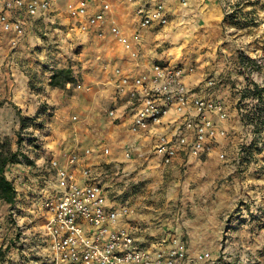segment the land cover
Wrapping results in <instances>:
<instances>
[{
    "label": "crops",
    "instance_id": "1",
    "mask_svg": "<svg viewBox=\"0 0 264 264\" xmlns=\"http://www.w3.org/2000/svg\"><path fill=\"white\" fill-rule=\"evenodd\" d=\"M67 1L52 0L49 9L35 16L20 13L24 19L25 35L26 30L32 32L28 37L34 44L29 48L34 53H26L24 39L21 43L23 46L18 47L12 56L10 69L14 76L12 80L8 78V82L12 85V91L20 95V101L28 104L31 98L27 95H32L28 90L29 77L22 70L26 63L40 67L37 70L39 75L43 72L44 79L46 76L44 86L47 90L51 88L48 85L50 75L58 68H70L72 77L75 80L83 78L81 84L84 85V89L77 92L78 97L62 103L56 113L58 123L65 128L67 126L69 134H58L52 146L43 148L42 152L39 150L41 153L37 152L39 156L34 163H17L6 170L9 179L13 180L10 175L15 178L16 201L25 212L23 218L26 221L33 219L36 212L34 198L42 187L54 189L55 176L45 171L47 162L54 158L64 165L67 156L74 154L78 157L75 172L79 182L84 181L82 169L88 167L94 179L100 180L107 188L127 187L125 201L115 191H108V204L120 209L125 203L133 209L132 213L120 215L119 225L129 228L141 245L154 247L162 237H176L178 246L189 258L184 264H209L207 261H193L192 257L199 252L213 253L218 250L221 219L239 203L238 210L229 214V220L237 223L233 233L240 236L241 246L245 247L242 252L254 253L250 257L254 256L257 264H264V255H260L264 254V141L262 146L255 143L254 147L258 149L253 148L246 157L240 153L242 143L249 140L244 134L243 118L238 112L239 94L236 92L237 85H242L244 94L248 95L251 91L245 74L240 70L242 62L264 53V0H235L241 18L255 21L241 22L235 26L224 24L220 0H136L129 5L115 3L113 19L130 35L133 48L138 53L134 58L129 49L111 37L101 39L81 33L76 20L66 12ZM158 1L165 5L168 22L158 25L154 21L151 26H139L135 8L141 2L152 6ZM40 28L47 30L45 34L56 35L55 46L60 52L48 49L49 56L43 55L47 46L42 48L43 39L38 37L36 31ZM48 41L46 43H50ZM38 52L41 54L38 55ZM76 55L83 63L71 61ZM41 57H45L44 60L40 61ZM153 63L192 66L193 71L186 72L183 80L188 87L197 89L198 94L206 93V88L201 86L208 76L221 79L211 92L213 97L225 104L228 118L219 122L214 114L211 117L226 130L227 135L219 137L210 151L199 156L179 154L171 164L163 165L154 146L160 133L175 128L177 122H172L171 116L164 118L161 125L147 133L134 135L130 132L132 110L128 100L115 90V69L120 67L124 73L133 74L148 69ZM70 85L71 82L66 83L67 88ZM54 102L60 104L58 100ZM32 108L36 107L32 105ZM112 108L116 109L115 115L109 116L108 111ZM72 112L77 115L70 117ZM73 116L81 120L77 128ZM68 117L70 120H67ZM104 148L109 149L107 153L103 151ZM126 148H130V158L125 156ZM12 149L17 150L14 143ZM20 149L23 152L26 150ZM188 172L190 175L185 187L188 188L189 181L194 179L195 186L203 185L200 190L204 191L195 193L196 200L192 197L188 199L191 214L184 219L183 213L182 216L178 215V209L181 211L182 208H173L182 198L173 191L179 181L172 178ZM169 177L170 192L163 203V190L160 192L159 189H162L164 178ZM218 177L226 178L221 185L216 183ZM231 188L235 189L236 198H233ZM200 238L203 241L198 242ZM170 245L171 242H168L165 247ZM10 250L16 259V249L12 246Z\"/></svg>",
    "mask_w": 264,
    "mask_h": 264
},
{
    "label": "built area",
    "instance_id": "2",
    "mask_svg": "<svg viewBox=\"0 0 264 264\" xmlns=\"http://www.w3.org/2000/svg\"><path fill=\"white\" fill-rule=\"evenodd\" d=\"M52 0H0V25L4 30L12 31L18 37L25 33L24 19L20 13L35 16L50 7ZM136 0H68L66 11L76 20L78 30L83 34L98 38L111 37L117 43L130 50L131 57L138 53L133 48L130 35L113 19L115 3L133 4ZM225 17L235 13V0H220ZM139 26H151L168 22L165 5L162 1L148 6L141 2L134 10ZM18 40H13V46ZM264 53L242 63L240 70L250 84V90L257 86L256 93L244 94L242 85L236 86L239 115H248L243 119L244 134L247 140H254L257 146L264 141ZM193 71L192 66L170 63H153L148 69L133 74L124 73L120 67L115 69V90L124 96L132 110L130 132L140 135L161 125L164 118L171 116L176 126L173 130L160 133L154 146L155 153L163 165H169L179 155L199 156L212 149L219 137L227 135L226 130L216 122L227 120L228 111L222 100L211 95V89L221 79L208 76L201 88L205 94H198L188 87L183 78L186 72ZM77 88H84L78 83ZM209 90V91H208ZM116 109L108 111L114 116ZM104 148V152H108ZM87 153L89 150L86 151ZM243 153V152H240ZM125 156L130 158V148ZM223 157V155H220ZM78 157L67 156L64 165L51 158L45 171L54 170V189L41 188L35 196L36 212L33 219L26 221L20 216L19 205L12 207L15 216L17 258L12 253L0 254V264H184L187 253L178 246L176 237H162L154 247L137 242L134 233L119 225L121 214L133 212L123 203L120 209L108 204V191H115L123 201L126 188H107L94 179L91 168L82 169L83 182L76 178L75 165ZM22 163L23 160L21 159ZM46 179V177L44 176ZM19 214V215H18ZM18 215V216H17ZM17 216V218H16ZM229 227L223 235H229ZM226 241V240H224ZM171 242L169 247L165 244ZM222 248V247H221ZM220 248V249H221ZM220 250L217 256L209 251L197 253L193 261H207L209 264H239ZM245 264H257L248 257ZM244 264V262H242Z\"/></svg>",
    "mask_w": 264,
    "mask_h": 264
},
{
    "label": "rangeland",
    "instance_id": "3",
    "mask_svg": "<svg viewBox=\"0 0 264 264\" xmlns=\"http://www.w3.org/2000/svg\"><path fill=\"white\" fill-rule=\"evenodd\" d=\"M235 7H236V4H235ZM239 12H240V9L236 7L235 13L233 16L225 17V15L223 14V10H222L224 24L235 26V24H238L241 22H248V23L255 22L251 18L243 20ZM27 31L28 30H26V35L24 33L23 36L17 38L14 32L4 30L2 27H0V136L3 138L4 137L7 138L11 146H12V143H14L17 146V148H20V147L26 148L25 145H27V143L26 144L22 143L19 146L16 143L17 133L19 131H21L22 136H27L28 138L30 136H33L34 140L30 142V145H27V155H28V159L33 161L34 163L36 157L39 156L37 155V152H40V151L42 152L43 148L52 146V141L54 138H56V136H58V134L60 135V133H66V132H68L69 134V129H67V126L65 128L62 124L58 123V118H57L58 116L56 113L61 107L62 103L65 104L66 102H69L70 100H74V97L78 95L77 92L80 90H83L84 88L76 87L78 83H82L83 78H79L78 80H75L73 78L74 81L71 82V85L68 88L66 87V84L63 87H53L49 84V81H48V85L51 86L52 91H51V88H48L47 90L45 89L46 87L44 86V83L46 82L45 80L46 76L44 79L43 72H41V74L39 75V71L37 70V68H40V67L34 66L33 63H32L33 65H30V63H26L23 65L22 70L29 77L28 90L30 91L29 94L32 93V95H27L28 98H31V101H29L30 103L25 104L23 100L20 101V98H21L20 95L15 94V92L12 91V85L9 84L8 78H10L11 80L13 79L14 75L10 69V66L13 64L12 56L13 54H16V50L18 47L23 46L21 45L23 40L25 39L24 48L26 50V53H29L30 51L29 48H32L34 46V44L31 41H29L30 38L28 37V35H31L32 32H29V31L27 32ZM36 31H38V34H37L38 37L43 39L44 46H42V48H46L45 46H47L43 54L44 56L48 57L50 54L49 53L50 50L51 52H60L59 51L60 49L55 46L57 43L55 41L56 35L52 37V35L50 34H45L44 32H46L47 30L44 28H40ZM59 34L64 35V33H62L61 31H59ZM57 36L60 37V35H57ZM16 39L18 40L17 41L18 43L16 46H13L12 42L13 40H16ZM46 41L50 43H46ZM47 44H50V46H48ZM30 52L34 53L33 50ZM40 54L41 53L38 52V55ZM79 57H80L79 55H76L74 59L71 61H73L74 63H78V64L83 63L81 59L80 60L78 59ZM27 58H24L23 60H27ZM44 58L45 57H41L40 61L44 60ZM176 65H180V64H176ZM193 90L197 92V89H193ZM46 91H49V94H46ZM212 93L213 92H211V95ZM56 100L59 101L60 103L59 105L58 103L54 102ZM32 105L36 108H32ZM67 111L68 110H66V112ZM73 114L74 113L72 112L71 114H69V116L71 117ZM74 115H77V114L75 113ZM20 117L25 118V119H30L32 117H35L36 119L34 121H32L31 119V121L27 122L26 126L21 128ZM67 120H70V118L68 117ZM72 120L75 122L74 124H75V127L77 128V126L80 125L79 124L81 121L80 118L73 116ZM29 148H30V151H29ZM36 173H38V171H36ZM49 173L52 176L55 175L54 170L50 171ZM189 175H190V172H188V174L186 175L183 174V176L180 175V177L173 176L172 178L173 180L176 179L179 181V185L173 191L177 193V196L179 198H182V200L179 201V204L176 207L173 206V208L177 209L178 206L181 207L182 208L181 211L178 209V215L180 216L183 213L184 215L183 216L181 215V216L184 217V219L187 218L191 214L188 211V203L190 202V201L188 202V199L192 197V198H195L196 200L195 193L204 191V190H200V188H203L202 187L203 185L201 187L199 185L197 187L195 186V184L193 183L194 179L192 181H189L188 188L185 187V181L188 179ZM10 178H12L13 180L15 179L11 175H10ZM169 179L171 178L170 177L164 178L162 189H159L160 192L163 190L161 192V195L163 196V203L166 202V198H165L166 194L170 192ZM225 179H226L225 177L224 178L218 177L216 179V183H218V185H221L222 183H224ZM192 192L194 193L191 195ZM231 193L233 194L232 195L233 198L234 197L236 198L235 189L231 188ZM149 194L153 195L152 193H149ZM19 207H22V206H19ZM239 207L240 205L238 203V205L234 207L233 210L229 209L228 211L229 213L225 214L224 218L221 219L222 229L217 239L218 250L213 253L211 252V253L213 254V256H217L220 250L222 249L225 251L224 255L231 257V259L235 260V262H238L239 264H243L242 262H244L245 264L247 263L246 259L248 257L250 258L251 255H254V253H251L249 251H248L249 253H247L246 251L242 252L245 247L241 246V242L239 241L240 236L237 234L235 235L233 233V228H235V225L237 223L233 221L231 222L229 220V214L235 213ZM19 211H20V216L25 215L24 210L19 209ZM15 222H16V219H15V216H13L11 212V207L7 206L5 203L0 201V254L8 253L10 248L14 245L15 232H16ZM168 222L171 223V220H168ZM172 223H174V221ZM226 227H229L230 229L229 235L227 237L223 235V231L225 230ZM199 241H203V238H200L198 242ZM198 245L199 247H202L200 246L199 243ZM260 255H264V254H260ZM252 257L254 258V260L256 259L254 256Z\"/></svg>",
    "mask_w": 264,
    "mask_h": 264
},
{
    "label": "trees",
    "instance_id": "4",
    "mask_svg": "<svg viewBox=\"0 0 264 264\" xmlns=\"http://www.w3.org/2000/svg\"><path fill=\"white\" fill-rule=\"evenodd\" d=\"M244 61V59H241ZM250 61L247 60L246 62ZM243 63V62H242ZM74 81L72 77V72L70 68H58L51 75L49 79V84L53 87H63L67 82ZM257 86L254 84V90L250 91V94L254 95L256 93ZM264 108L258 107L257 112H263ZM34 121L36 118L32 117L30 119H25L20 117L21 128L27 125V122ZM243 119L248 121V115H244ZM34 140L33 136L29 138L27 136H22L21 131L17 133L16 143L20 146L22 143H27L30 145V142ZM27 145L26 150L23 152L20 148L17 150H13L12 146L7 138H3L0 136V201L5 204H8L11 209L13 206L17 204L16 197L17 191L14 185L13 180L9 179L6 175V170L10 165L22 163L21 159L24 163L31 164L33 161L28 159L27 155ZM255 146V142L253 140H249L248 142L242 143L240 147V151L242 154L246 155L251 154V150L253 148L258 149ZM26 159V161H25Z\"/></svg>",
    "mask_w": 264,
    "mask_h": 264
}]
</instances>
